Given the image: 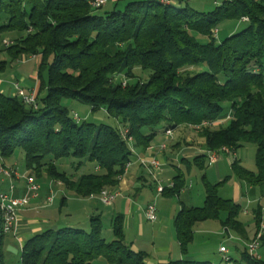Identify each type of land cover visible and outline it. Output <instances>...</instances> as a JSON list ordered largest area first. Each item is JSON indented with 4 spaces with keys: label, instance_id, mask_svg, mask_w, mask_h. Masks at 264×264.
<instances>
[{
    "label": "trees",
    "instance_id": "trees-1",
    "mask_svg": "<svg viewBox=\"0 0 264 264\" xmlns=\"http://www.w3.org/2000/svg\"><path fill=\"white\" fill-rule=\"evenodd\" d=\"M100 8L87 0H0V55L12 61L39 57L38 109L0 91V163L8 166L5 160L21 150L27 175L46 174L85 199L116 187L136 156L120 136V126L129 129L135 150L145 149L160 126L195 129L230 113L225 124L199 130L206 151L228 147L236 152L254 145L255 170L237 160L231 168L264 194V0H222L207 12L172 0L130 1L97 13ZM227 21L245 26L217 41L212 30ZM6 64L0 59V71ZM135 69L147 74L145 81L127 80ZM64 99L92 112L103 110L119 126L76 122ZM67 157L78 160L74 173L56 168L55 161ZM205 158L204 153L195 160ZM84 162L93 166L78 175ZM227 179L204 180V204L179 210L174 228L184 258L161 264H212L185 258L195 225L207 220L219 221L226 233L246 243L256 238L264 206L258 203L253 210L256 232L250 240L239 220L240 204L218 194ZM184 187L179 172L161 195H179ZM1 216L0 211V264H5ZM103 229L101 217L91 216L88 229L66 226L36 234L23 244L21 263L146 264V254L133 251L126 241L122 216L112 219L110 241ZM230 257L226 264H264V256L251 255L246 245Z\"/></svg>",
    "mask_w": 264,
    "mask_h": 264
},
{
    "label": "rangeland",
    "instance_id": "rangeland-1",
    "mask_svg": "<svg viewBox=\"0 0 264 264\" xmlns=\"http://www.w3.org/2000/svg\"><path fill=\"white\" fill-rule=\"evenodd\" d=\"M222 1V0H218ZM191 3L190 6L197 10L198 12H207L215 7L213 0H190ZM105 9L100 8L97 9V13H104ZM244 18V17H243ZM246 18V17H245ZM245 26V23H239V22H232L227 21L218 26V33L216 36L217 41L222 40L226 36L229 35L231 31H238L242 29ZM196 38L204 42L205 38L199 35H196ZM1 60H5L7 62L4 70L0 71V90L2 89L4 94L7 95L10 88H14L15 90V83H18V86L21 88H28L32 85V81L34 78H37L36 73V67H37V58L36 57H28V56H22L14 61H12L9 56L5 53H1L0 55ZM45 76V74H44ZM132 78H127V80L130 83L136 82L137 80L145 81L147 78V74L141 72L139 69H135ZM121 77V76H120ZM62 104L67 107L69 110V114H77L81 121L85 120L90 123L95 124H108L115 127L119 126V123L117 120L112 119L106 115V113L103 110L92 112L90 107L84 104H81L75 100L71 99H64L62 101ZM197 126V125H196ZM194 129V126H191ZM196 130V127H195ZM199 132V130H197ZM200 133V132H199ZM255 153L256 148L254 145H247L245 147H242L238 149L235 152V155L231 153L230 160L228 161L224 153H222L219 157V160L216 165L210 164L207 160V158L201 163V164H195L194 162H191L189 165L185 162L179 164L184 180H185V188L184 191L186 193L182 194V196L178 197V195L175 196H165L173 199L169 202L168 199L165 197H160L159 199H155L153 202L155 203V206L158 210H162L163 208H169L172 210L173 203L175 202L177 205L181 201L189 202V197H191L192 204L202 206L203 205V196L205 193V186H204V180H213L217 178L218 174L223 177V180L229 176V179H227L224 183H222L218 187V194L224 198L233 197L235 194V181H237V177L232 172V168L230 166L231 163H233L235 160H239L240 163L246 167L249 170H255ZM238 156V157H237ZM10 162L14 164V167L17 168L18 172L23 175L26 174L25 169V157L24 153L21 150L15 151L14 155L10 158ZM56 168L59 171L67 172L68 174L74 173L76 170L75 168L78 165V160L74 158H59L55 161ZM9 166V165H8ZM93 164H89L88 162H84L83 166L79 171H77L78 175L87 171V167L91 168ZM171 169V175L168 172H165L161 175V179L167 184L168 178L173 179L172 172L176 171L175 167L170 168ZM179 173L176 172L175 175ZM174 174V172H173ZM36 177V176H35ZM44 175L41 178H38L40 187L43 183ZM218 182V181H217ZM220 182V181H219ZM242 184V195L240 198V212H239V220L244 224V226L247 229L248 237L250 240L253 239V236L256 232V223L255 218L253 214V210L257 207L258 203L261 206H264V194H261L260 191L255 190L250 195H246V189L245 184ZM7 183L5 181V178L3 175L0 174V190L7 188ZM47 189H52L55 193V199L53 204L50 206H45L44 208H48V211H57L61 210L62 217L66 219L69 222H73L74 220H77L79 222H83L86 220L87 213L84 209H82L77 202L69 201L68 206L61 207V201H62V194L63 187H61L55 180H50L47 182L46 185ZM48 190V193H49ZM141 194L140 198H135L137 196V192L134 191L131 196L132 200L134 201V214L135 217L140 219V215L144 214L140 210H136L137 204H139V207L143 206L142 204L146 201L148 196H153L152 192L150 190H144ZM165 199V200H163ZM136 200V201H135ZM188 204V203H187ZM84 205H89L88 202H84ZM112 209L108 206L103 207V216H102V222L104 225L102 236L107 240L110 241L112 237H110L107 232L110 228L111 224V211ZM70 214V215H69ZM208 223H214L215 227H217L218 221H209ZM81 226V225H79ZM140 227H143L144 229V236L138 237V229ZM154 224H151L148 221H145V218L141 221V226H138L137 232L135 234V237H137L138 244H141L143 249L150 252L153 250V243L157 245H160L163 243V241L166 239L167 243H172V245L175 247V251L178 254L180 253L179 246L177 244L176 234L173 230L169 232V235H163L156 230ZM206 226H201L197 228V232L195 233V237L192 241V243L189 245V248L191 250V253L193 256H195V260L198 261H209L212 264H226V262L223 259V254L219 252L220 245L225 246L231 256H235L234 251L236 245L240 248L236 250V255L239 254L240 251H242V247H244L243 241L235 234L228 232L224 235L219 233H207L206 232ZM87 229V228H86ZM219 231H223L221 227H218ZM171 233V234H170ZM129 234V233H128ZM232 235V238L229 236ZM132 239L131 236H128ZM247 243L245 242V245ZM257 255L264 256V246L259 247L256 250ZM98 261L94 262V264H97ZM6 264V262H5ZM8 264H22L21 263V257H17L10 261Z\"/></svg>",
    "mask_w": 264,
    "mask_h": 264
},
{
    "label": "crops",
    "instance_id": "crops-1",
    "mask_svg": "<svg viewBox=\"0 0 264 264\" xmlns=\"http://www.w3.org/2000/svg\"><path fill=\"white\" fill-rule=\"evenodd\" d=\"M90 1V0H87ZM130 1H137V0H107L106 3L102 6L105 11H111L114 8L122 7L127 2ZM176 3H191L190 0H172ZM220 1L213 0L214 5H217ZM37 58V65L39 63V57ZM37 70V67H36ZM39 88V81L37 78H34L32 81V85L28 88H23L27 93L31 91L37 92ZM2 93L3 90H0ZM15 90L14 88H10L8 94H14ZM226 123V122H225ZM224 123V124H225ZM164 126L158 127L155 132L156 135L150 142L149 146L145 149H136V156L133 157L132 165L127 170L126 174L122 176V178L119 181V184L116 187L108 188L114 192H118V196L114 201V204L112 206H109L112 210L111 216L112 219L115 216H122L124 221V234L126 241L128 244H130L131 248L135 252H144L146 254L145 263L146 264H161V263H167L172 260L182 259L184 256L180 253L177 255L175 251V247L172 245V243H167L166 239L161 243L160 245L153 243V250L148 252L141 244H138L137 237H135V234L137 232L138 226H141V221L144 219V214L142 216L140 215V219L137 220L134 214V201L132 200L131 194L136 191L137 196L135 198H140L141 194L145 192L144 190H150L153 194V196H148L146 201L142 204L143 206L139 207V204L136 206V210H140L143 212V209L148 203H154L153 201L155 199H159L160 197H165L164 195H158L156 193V183L152 176L138 163L137 156H143L146 158L156 157L160 162L161 166L158 169H154L155 175L158 178V180L161 182L164 188L172 187L173 185V179L169 178L168 183L166 184L162 179L161 175L165 172H168L171 175V167L174 168L176 171L172 172L173 178L176 176V172H181L182 170L179 166L180 162H185L186 164H190L191 162H194L195 164H201L202 161H196L195 159L204 154L206 152L205 148V139L200 135V133L193 129L191 126L181 125L177 126L176 128H172L173 131V138L171 141L168 142V146L164 151L159 150V145L165 140L164 136ZM235 153V152H234ZM228 156L227 160H230L231 154H225ZM235 155V154H234ZM220 157V156H219ZM238 157V156H237ZM206 159V158H205ZM11 159L5 160L6 165H14L12 162H10ZM219 160V158H218ZM218 160L213 163V165H216ZM239 161V160H237ZM240 162V161H239ZM232 164V163H231ZM230 164V166H231ZM242 165V164H241ZM232 170V169H231ZM20 174V173H19ZM183 174V173H182ZM21 175V174H20ZM27 175V171L26 174ZM43 176V175H42ZM184 177V176H183ZM41 178V177H40ZM37 179V178H36ZM44 181L41 184V193L40 197L38 199H35L31 201L29 206L22 207L18 210L17 214V222L16 227L14 231L10 233H5L3 237V253L5 256V262L6 264L10 263L11 260L21 257V250L22 246L25 243V241L39 233H42L47 230H57L62 227H81L84 229L89 228V219L91 216H100L102 219L103 216V206L99 203L96 199H89V198H78L76 197L70 190L63 187L62 194V201H61V207L68 206L69 201L77 202L79 206L84 209L87 213L86 220L83 222H79L77 220H74L73 222H69L66 219L62 217L61 210H57L56 212L48 211V208L43 207V201L45 197L49 194L48 190L46 188L47 182L51 179L44 174L43 177ZM223 177L218 174L217 178L213 180H208L210 183H216L217 181H222ZM7 185L8 181L5 179ZM38 181V179H37ZM39 182V181H38ZM245 184L243 181L239 180L237 178V181H235V194L233 197L225 198V199H232L233 201L239 203L240 198L242 195V184ZM16 190L15 194L17 196H22L25 193L26 190V182L23 177L15 180ZM185 188V187H184ZM246 189V195L252 194L255 190H258L256 188H251L249 186H245ZM1 191V190H0ZM50 191V190H49ZM259 191V190H258ZM186 193L184 189L181 190L178 197L182 196V194ZM222 197V196H221ZM167 198V197H165ZM224 198V197H222ZM170 206V202L173 200L171 198H167ZM165 200V199H163ZM191 197H189V202L181 201L178 205L174 202L172 210L169 208L158 210V220L155 222H150L151 224L155 225V229L160 231L163 235H169V232L171 229L174 228V220L179 212V210L183 207H200L199 205L192 204ZM205 200V193L203 196V204ZM88 202L89 205H84V202ZM136 201V200H135ZM188 203V204H187ZM155 204V203H154ZM70 215V214H69ZM111 219V222H112ZM145 221H147L145 219ZM209 221H215V220H207L204 222H200L195 225L194 227V237L195 233L197 232V228L201 226H206V232L209 233H221L224 235L223 232L225 230L223 229L221 223L218 221V226L215 227L214 223H208ZM81 225V226H79ZM218 227H221L223 231H219ZM175 231V228H174ZM129 233V234H128ZM138 237L144 236V229L143 227H140L138 229ZM107 234L112 237V229L111 224L110 228L108 229ZM171 234V233H170ZM176 234V232H175ZM226 234V232H225ZM128 236H131L129 238ZM232 238V235L229 236V238ZM242 240V239H241ZM243 241V240H242ZM178 244V241H177ZM243 244L245 245V241H243ZM179 246V244H178ZM222 246V245H220ZM241 250V246L238 247L236 245L234 254L236 255V250ZM243 248V247H242ZM180 250V247H179ZM195 256L192 255L190 248H188V254L185 256L186 259L195 260ZM238 257V256H237ZM208 261V260H207ZM97 264H105L102 261H98Z\"/></svg>",
    "mask_w": 264,
    "mask_h": 264
},
{
    "label": "built area",
    "instance_id": "built-area-1",
    "mask_svg": "<svg viewBox=\"0 0 264 264\" xmlns=\"http://www.w3.org/2000/svg\"><path fill=\"white\" fill-rule=\"evenodd\" d=\"M107 0H90L89 4L93 8H100L102 7ZM162 3H168L170 0H161ZM243 21H246L247 18H242ZM212 33L214 36H217L218 29H213ZM3 44L7 46L9 44L8 40H4ZM125 80L123 81V85H125ZM14 95L19 97L23 103L31 107L33 109H38V97L37 92L31 91L27 93L23 88L18 86V83H15V92ZM73 119L76 122H80V118L75 113L72 115ZM230 117V113H228L225 117L219 118L216 121L208 122L204 121L201 124L195 126L197 130H200L202 128L207 127H217L221 124H224L226 121H228ZM165 140L159 145V150L164 151L167 146L168 142L172 140L173 138V131L170 128H165L164 131ZM119 134L122 137V139L127 143L131 153L134 155L136 154L135 145H134V139L129 134V129L124 126L119 127ZM224 154H235L232 152L228 147H222L218 150L213 151H206V158L210 164L215 163L219 156ZM0 161H1V155H0ZM138 163L152 176L156 183V193L158 195H161L163 191V185L158 180V178L155 175L154 169H158L161 166V162L156 157L146 158L143 156H137ZM132 162H129L125 166V173L126 174L128 168L131 166ZM0 174L4 176V178L8 181V186L6 189H3L0 191V211L2 214V230L3 233H10L14 231L16 227L17 222V214L18 210L22 207L29 206L31 201L38 199L40 197L41 193V187L35 176L33 175H20L17 168L13 166H3L0 163ZM23 177L26 182V190L25 193L22 196H17L15 194L16 185L15 180ZM60 186H62V183L60 181H56ZM118 196V192H114L109 189H102L99 193L93 194L89 197V199H96L99 201L100 204L103 206H112L114 204L115 199ZM55 199V193L52 189H50L49 194L45 197L43 201V207L50 206L53 204ZM144 217L147 221L155 222L158 220V214H157V208L154 203H148L145 208L143 209ZM262 239H264V220H262L259 232L256 236V238L246 244V249L251 255H257L256 250L261 247L262 245ZM219 252L223 254V259L226 262H230V252L225 246L219 247Z\"/></svg>",
    "mask_w": 264,
    "mask_h": 264
}]
</instances>
